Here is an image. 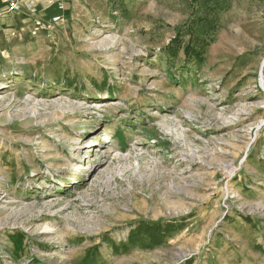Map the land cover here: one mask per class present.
Segmentation results:
<instances>
[{"label":"rangeland","instance_id":"1","mask_svg":"<svg viewBox=\"0 0 264 264\" xmlns=\"http://www.w3.org/2000/svg\"><path fill=\"white\" fill-rule=\"evenodd\" d=\"M37 1L0 13V264H264V0Z\"/></svg>","mask_w":264,"mask_h":264},{"label":"built area","instance_id":"2","mask_svg":"<svg viewBox=\"0 0 264 264\" xmlns=\"http://www.w3.org/2000/svg\"><path fill=\"white\" fill-rule=\"evenodd\" d=\"M0 2L2 4L0 5V13H2L3 10L7 14H17L23 10H26L33 15L39 13V4L37 0H0ZM42 2L47 5V8L55 6L59 11L64 10V5L62 3H58V1L42 0ZM62 22H64V12L52 18V23L54 24Z\"/></svg>","mask_w":264,"mask_h":264},{"label":"bare ground","instance_id":"3","mask_svg":"<svg viewBox=\"0 0 264 264\" xmlns=\"http://www.w3.org/2000/svg\"><path fill=\"white\" fill-rule=\"evenodd\" d=\"M4 87H5V86H4ZM105 96H106V95H104L103 97H105ZM153 103H156V104H157V103H160V101L153 102ZM229 172H230V171H229ZM231 172H232V171H231ZM231 172H230V173H231ZM229 175H231V174H229Z\"/></svg>","mask_w":264,"mask_h":264},{"label":"trees","instance_id":"4","mask_svg":"<svg viewBox=\"0 0 264 264\" xmlns=\"http://www.w3.org/2000/svg\"><path fill=\"white\" fill-rule=\"evenodd\" d=\"M146 234H148V233H146Z\"/></svg>","mask_w":264,"mask_h":264}]
</instances>
